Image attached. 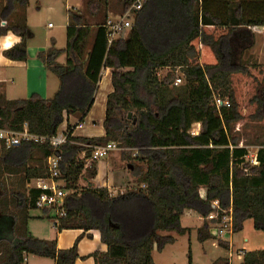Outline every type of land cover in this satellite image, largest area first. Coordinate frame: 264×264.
Returning a JSON list of instances; mask_svg holds the SVG:
<instances>
[{
  "label": "trees",
  "instance_id": "obj_1",
  "mask_svg": "<svg viewBox=\"0 0 264 264\" xmlns=\"http://www.w3.org/2000/svg\"><path fill=\"white\" fill-rule=\"evenodd\" d=\"M4 1L0 39L9 32L21 38L4 55L27 61L30 28L24 19L12 26L5 23L18 7L25 10L29 0ZM86 1L87 16L68 11L66 48L57 49L52 40L50 49L38 54L59 79L54 97L0 99V130L21 133L27 125L33 135L52 137L65 115L77 118V126L85 122L104 70H112L106 136L73 137L74 127L67 129L68 143L60 150L66 215L59 217L57 230L99 231L108 250L90 255L95 264H155L154 250L161 252L175 243L160 233L185 235L188 229L181 226L185 212L205 220L215 201L223 209L232 207L233 234L241 232L248 220L264 233V144L257 153L259 164L253 165L247 160L248 149L233 135L240 122L264 123V64L245 63L244 51L234 62L230 46L238 31L264 28V0H148L135 16L129 36L111 45L105 28L108 0ZM130 4L131 0L118 2L121 10ZM103 8L105 14L99 18ZM89 18L97 19L99 26H90ZM64 54L66 63L60 64ZM163 69L171 72L161 78L158 72ZM177 71L184 80L178 89ZM214 95L229 100L231 107L217 110ZM195 124L201 125L199 136L191 134ZM109 143L136 151V162L144 165H133L139 187L117 197L94 186L95 164L86 167L92 147ZM51 154L48 142H22L11 148L0 142V226L6 225V232L16 239L15 243L0 235V264H24L27 256L56 264H76L80 258L79 239L72 248L59 250L57 240L37 239L28 229L30 212L37 209L42 194L28 185L48 178L46 161ZM12 176L16 179L7 181ZM81 179L87 180L84 188L79 186ZM215 237L207 222L198 230L202 243ZM219 245L229 248L222 239ZM242 264H264V249L246 252Z\"/></svg>",
  "mask_w": 264,
  "mask_h": 264
},
{
  "label": "rangeland",
  "instance_id": "obj_2",
  "mask_svg": "<svg viewBox=\"0 0 264 264\" xmlns=\"http://www.w3.org/2000/svg\"><path fill=\"white\" fill-rule=\"evenodd\" d=\"M119 1L120 0H108V5L106 7L108 16L121 13V8L118 6ZM86 3V0H29L28 6L25 10L18 7L10 22L5 23V25H16L21 23L24 19V22L27 23L33 34V37L29 40L28 58H31L30 60L33 61H40L38 59V54L40 51L48 50L51 47L52 40H55L57 49L63 50L66 48V30L69 26L68 11L76 9L77 13L87 16L88 12ZM4 5L5 1L0 0V7L2 8ZM105 11V8H103L99 18L105 14ZM89 19V25L94 27V29L99 26L97 19ZM49 25L52 26L49 27ZM244 31L245 30H240L237 32L235 38L231 39L230 46L233 50L234 48L236 49L237 54H240L241 51L245 49L244 57L246 59H248V56L250 55V58L254 60L253 62L264 63V35H262L261 29L258 28L254 31H245L246 33ZM93 38L94 34H92L89 39V49L92 46ZM8 42L9 41L6 40V45H9ZM40 63L44 69L42 75L46 76L48 69L41 61ZM169 72H171V70H160L158 72L159 77L163 78ZM42 75H38L37 77H42ZM175 76L182 80L176 89L181 88V86L184 85L183 77L179 71L176 72ZM50 79L55 83V95L60 86L59 79L52 74ZM174 94L177 95L176 92H174ZM54 95L52 96L54 97ZM262 115L264 116V106ZM63 129L64 123L59 128V134L63 133ZM233 135L237 138L242 147H249L247 159H249L248 161L250 162L256 156L259 147L264 144V123L248 121L240 122L235 125ZM135 158V151L119 149L110 153V155L101 162L108 163L110 173L116 172L118 168H124L127 173L130 174L129 176L134 177L129 166L137 165ZM13 179H16V177H7V181ZM31 184H33V188L40 186V183L38 182H31ZM79 186L84 188L85 183L83 179L80 180ZM119 192V189H111V193H113L115 197L120 195ZM51 213L52 217L56 216L55 212ZM30 215L32 217V227L39 231L41 236L49 235L52 240H57L60 232L53 230L52 222L45 216L43 210H32ZM201 218L202 217L197 213H189L186 217L182 218L181 226L188 229V232L185 235H179L176 232H161L160 234L162 236L173 237L175 243L167 245L161 252L157 249L154 250L153 259L155 264H190V261L192 264H215L218 261H221L220 263L223 261H231L233 264H241L240 257H242L244 252H253L264 249V233L254 229L252 220L245 222L244 229L241 232L231 236L232 244H234V246L230 249L215 246L216 240L214 239L202 243L198 239V230L203 225V219ZM6 230V225H1L0 231L2 232H0V235H5ZM210 233L215 237V232L213 230L210 229ZM229 238L230 237L228 236L223 240L229 242ZM64 239L65 237L59 242L61 247L68 246V242ZM246 240H248V242H246ZM41 261H43L44 264H53L54 262L51 259H44Z\"/></svg>",
  "mask_w": 264,
  "mask_h": 264
},
{
  "label": "crops",
  "instance_id": "obj_3",
  "mask_svg": "<svg viewBox=\"0 0 264 264\" xmlns=\"http://www.w3.org/2000/svg\"><path fill=\"white\" fill-rule=\"evenodd\" d=\"M261 32H262V35H264V28L261 29ZM6 40L9 41L8 43L9 45H11L10 47H5L7 46ZM20 41H21V38L15 35L13 32H9L7 36L2 37L0 39V99L27 100L35 94H38L42 98L47 99V100L51 99L53 97L52 95H54L55 93V89H56L54 86L55 83L53 82L52 79H50L52 73L50 74L49 71L46 74V76L42 75V72L44 69L40 61L30 60L31 58L30 59L28 58L30 61L29 60L16 61V60L7 58L4 55L6 51L10 50L13 46L20 43ZM29 42L30 41H28V46H29ZM43 51H47V50H43ZM28 52H29V49H28ZM233 54H234L233 56L234 62H237L240 54H237V51L235 48H234ZM63 58H64V61H63ZM243 61L249 64L255 63L253 62L254 60L250 58V55L248 56V59H246L244 57V52H243ZM58 62L60 64H65L66 55L65 54L62 55L58 59ZM259 64H264V63L261 62ZM103 74H102V78L99 84L98 92L95 96L94 105L92 109L90 110L88 116L86 117L85 122L82 125L77 126L78 119L73 116H66L64 120L63 131H66L69 126H73L74 127L73 135H72L73 137H84V138L93 139V138H103L106 136L104 122L106 119L107 99H108V96L111 93H113L114 89L112 86V70L106 69L104 70ZM38 75H42V77H37ZM194 126L192 127L191 134L193 136H199L201 133V125L195 124ZM246 148L249 149V147L247 146ZM135 154H136V157L139 156L137 155L136 151H135ZM255 157H257V154ZM102 160L95 161V163L94 162L88 163V167H90L92 163L95 164V167L97 170L96 177L91 180L94 186L98 188H107L109 189L110 192H111V189H114V188L119 189L120 194H124L129 190H134L139 187L137 180L134 177L129 176L130 174L127 173V171L124 168H118L116 172L110 173L109 172L110 168L108 166V163L101 162ZM137 166L143 167L144 165L142 163H137ZM83 181L85 183L84 187H86L87 180L84 179ZM34 182L40 183L38 180H33L32 183ZM32 186L33 184L28 185L29 188H33ZM111 194L113 195V193ZM201 196L203 198L205 197L204 190H201ZM43 212L45 214V211ZM189 213L193 214L195 212L186 211L183 217H186ZM45 216L51 220L53 230L58 232V230H56L53 225L54 216L52 217V213L49 212V214ZM31 221H32V217L29 222L28 229L30 231V234L33 237L37 239H41V240H52L51 236L49 235L41 236L39 231H37L36 229L32 227ZM204 223L205 221L203 220V224ZM2 236L9 237L13 239L16 243V239L14 238V236H12V233H10V231L6 232V234ZM64 237H65L64 240L68 242L67 244L68 246L61 247L59 245V242ZM78 239H79L78 253H79L80 258L76 261V264H95L94 258L90 257V255H92L95 252L105 253L108 250L107 245L102 242V237H101L100 232L97 230H92L87 233H84L83 230L62 231V233L60 232V234L57 237L58 249L59 250L70 249L74 246V244L78 241ZM213 239L216 240L215 246L220 247L219 245L220 239H216V238H213ZM229 239L230 240L227 243L230 249L234 246V244H232L231 236ZM222 241H225V240L222 239ZM246 242H248V240H246ZM246 252L242 254V257H240L241 264L244 260V254ZM44 259L45 258H40L36 256H27L25 257L24 264H44L43 261H41ZM53 264H56V262L54 261ZM220 264H233V263L231 261H226V262L223 261Z\"/></svg>",
  "mask_w": 264,
  "mask_h": 264
},
{
  "label": "built area",
  "instance_id": "obj_4",
  "mask_svg": "<svg viewBox=\"0 0 264 264\" xmlns=\"http://www.w3.org/2000/svg\"><path fill=\"white\" fill-rule=\"evenodd\" d=\"M148 0H131V4L118 15H110L106 21L105 28L107 30L109 45L122 39H126L129 35L133 25L135 16L140 13ZM76 10V9H74ZM50 25L49 27H51ZM182 82L181 78H177L176 85ZM212 105L217 110L221 111L223 108L229 109L231 103L227 99H222L219 95H214ZM67 115L64 116V120ZM68 132L63 131L62 134H57L52 137H42L31 134L28 131L27 125L23 132L18 133L10 130H0V142L4 143L7 148L20 146L22 142L45 143L48 142L52 147V154L47 158L46 168L48 171L47 179H39L40 186L36 187L42 191V194L36 202V207L39 210L55 211L56 216L53 219L54 228H59V217H64L66 212L64 210L63 200L66 197L65 184L61 180V148L68 143ZM119 146L115 143L107 145H99L92 147L91 158L87 160L88 163L106 159L110 153L119 150ZM138 155V153H137ZM253 165H258V161L253 158L250 161ZM212 212L204 220L210 226V229L215 232V236L219 239H224L233 235L234 220L232 207L223 209L219 201L212 203Z\"/></svg>",
  "mask_w": 264,
  "mask_h": 264
},
{
  "label": "water",
  "instance_id": "obj_5",
  "mask_svg": "<svg viewBox=\"0 0 264 264\" xmlns=\"http://www.w3.org/2000/svg\"><path fill=\"white\" fill-rule=\"evenodd\" d=\"M131 117H132V114H129V118L131 119ZM129 169L130 170H133V167L132 166H129Z\"/></svg>",
  "mask_w": 264,
  "mask_h": 264
},
{
  "label": "clouds",
  "instance_id": "obj_6",
  "mask_svg": "<svg viewBox=\"0 0 264 264\" xmlns=\"http://www.w3.org/2000/svg\"><path fill=\"white\" fill-rule=\"evenodd\" d=\"M18 39V38H17ZM11 45H7V47H10Z\"/></svg>",
  "mask_w": 264,
  "mask_h": 264
}]
</instances>
